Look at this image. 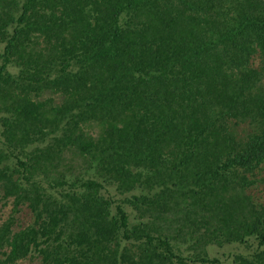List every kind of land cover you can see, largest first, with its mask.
Segmentation results:
<instances>
[{
    "label": "trees",
    "instance_id": "obj_1",
    "mask_svg": "<svg viewBox=\"0 0 264 264\" xmlns=\"http://www.w3.org/2000/svg\"><path fill=\"white\" fill-rule=\"evenodd\" d=\"M0 59V264H264V0H0Z\"/></svg>",
    "mask_w": 264,
    "mask_h": 264
},
{
    "label": "rangeland",
    "instance_id": "obj_2",
    "mask_svg": "<svg viewBox=\"0 0 264 264\" xmlns=\"http://www.w3.org/2000/svg\"><path fill=\"white\" fill-rule=\"evenodd\" d=\"M4 45L5 44L2 43L1 50H3ZM8 69L12 73L15 74L18 73V69L12 64L8 65ZM1 130L2 127L0 125V144H5V141L1 136ZM261 176L264 177V171L261 173ZM68 179L73 180L72 176H70ZM45 186L50 188L49 183H45ZM56 187L58 188L59 186ZM65 187L69 188V185H66ZM77 188H80V186H78ZM262 188L263 186L260 183L255 186H252L250 191L255 196V199L264 200V190ZM141 193L144 192L137 189L130 193L123 194L119 192V190L115 187L114 184H107L103 186L100 192V194H103L106 198L111 200V205H110L111 213L113 215L116 214L119 207H121L122 209L126 210V212H128V215L130 216L129 222L131 224L138 221V213L137 212H135L134 214L132 213L131 209L133 210V208H131L130 204H128L125 201V199L126 196H129L131 194H141ZM13 205H14L13 198H4L2 196V193L0 192V224L9 217V215L12 212ZM16 215H17V221L15 224V229L24 227L30 224L34 220L33 214L30 211L29 207L27 206H23V208ZM258 242L259 240L257 238L249 237V239L242 242L236 241L232 243H224L222 245L212 244L208 248L209 257L212 259L217 258L221 264H236L237 256L240 255L247 257L252 256L259 248ZM183 248H184V253L189 256L191 252L186 247V244H183V247H181V249ZM3 257L4 256L0 254V259ZM41 260H42L41 257L38 255V252L36 251L26 258L19 259L15 264H42ZM198 264H204V263L199 262Z\"/></svg>",
    "mask_w": 264,
    "mask_h": 264
}]
</instances>
